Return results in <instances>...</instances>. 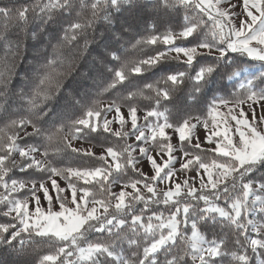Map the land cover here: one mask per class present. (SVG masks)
Wrapping results in <instances>:
<instances>
[{
	"label": "snow or ice",
	"instance_id": "snow-or-ice-1",
	"mask_svg": "<svg viewBox=\"0 0 264 264\" xmlns=\"http://www.w3.org/2000/svg\"><path fill=\"white\" fill-rule=\"evenodd\" d=\"M130 3L0 0V245L20 264L41 248L36 264H264V0H153L181 16L177 29L117 30ZM56 18L51 51L14 86L22 41L8 28ZM98 26L112 42L95 91H67L76 111L58 110ZM218 74L234 91L209 100ZM178 92L187 106L168 107ZM71 154L84 162L64 166Z\"/></svg>",
	"mask_w": 264,
	"mask_h": 264
},
{
	"label": "trees",
	"instance_id": "trees-1",
	"mask_svg": "<svg viewBox=\"0 0 264 264\" xmlns=\"http://www.w3.org/2000/svg\"><path fill=\"white\" fill-rule=\"evenodd\" d=\"M7 2V0H5ZM16 2V0H13ZM20 4L31 3L32 0H18ZM182 23L180 15L173 14L168 15L165 13H159L153 8V0H131L130 4L124 5L121 14L118 16V22L116 29L119 30L122 24H131L136 30L143 31L149 29L153 24L156 25L160 32H163L166 28L177 29ZM62 21L59 18L55 19V22H49L47 25H42L39 20L30 21L26 30H20L18 26H10L5 33L7 38L13 42L18 39L22 41L21 59L16 62V73L17 78L13 79L12 84L15 86L21 83L19 79L20 75L25 77L34 73L39 63L42 62V57L50 52L51 49L49 45L55 43L56 36L60 33ZM3 31L2 26H0V32ZM33 31L36 32V37H32ZM112 42V32L106 31L104 26H98L96 43L88 51V53L82 57L77 58L76 67L72 69L71 75L67 77L64 81L65 91L61 93L60 96L56 98V103L53 105L58 110H68L76 111L71 109L70 97L67 95V91H71L73 95H77V98L84 97L89 98L95 91V78L97 70V60L103 55V48L106 43ZM3 47V40H0V48ZM233 57H239L244 60L245 57H241L239 53H230ZM71 59V56H69ZM207 62H212L211 58L207 59ZM162 75V73L157 74ZM225 85H227L228 91H234L232 83L227 80L223 75H215L213 77V83L210 85L208 90V99L210 100L213 94L225 95ZM187 99L184 93L178 92L175 94L174 101L169 104L168 107L173 108H183L187 106ZM204 106L199 109H195L196 112H202ZM104 137H99L91 141L92 145L95 147L92 149L97 154L102 151L100 142ZM131 142V141H129ZM80 143V146L77 145ZM173 143H176V137H173ZM75 147L88 148L90 145L88 143L81 144V142H74ZM75 154L69 155L65 161L64 166H78L83 163ZM55 163V161H54ZM264 175V172L257 173V176ZM18 178L28 179L29 177L23 174L17 173ZM39 179V177H35ZM59 180V183H64L65 181ZM3 210L0 209V222H6L3 216ZM47 248H41L38 252L29 253L25 258L29 261V264H36L39 255L46 254ZM21 257L10 247L6 245H0V264H20Z\"/></svg>",
	"mask_w": 264,
	"mask_h": 264
},
{
	"label": "rangeland",
	"instance_id": "rangeland-1",
	"mask_svg": "<svg viewBox=\"0 0 264 264\" xmlns=\"http://www.w3.org/2000/svg\"><path fill=\"white\" fill-rule=\"evenodd\" d=\"M237 11H239V9H237ZM245 110H247V109H245ZM200 135L203 136V130L200 131ZM174 144H175V143H174ZM77 145L80 146V143H77ZM206 147H207V145H206ZM153 154H154V153H153ZM140 166H141L145 171H149V174H151V173H150V169H149V162H148L147 160H144ZM177 166H178V165H177ZM188 175H193V173H189ZM182 178H183V176H181V179H182ZM63 185H64V183L62 182V183H61V186H63ZM50 190H51V189H50ZM38 195H41V206H46V201L44 200L43 195H42L41 193H38ZM54 203H55V201H54Z\"/></svg>",
	"mask_w": 264,
	"mask_h": 264
}]
</instances>
